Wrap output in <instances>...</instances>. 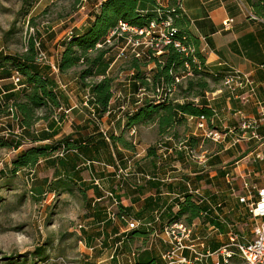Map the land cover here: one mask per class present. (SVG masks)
I'll list each match as a JSON object with an SVG mask.
<instances>
[{
	"label": "trees",
	"instance_id": "16d2710c",
	"mask_svg": "<svg viewBox=\"0 0 264 264\" xmlns=\"http://www.w3.org/2000/svg\"><path fill=\"white\" fill-rule=\"evenodd\" d=\"M69 1L71 13H77L90 5L93 8L87 14L86 24L74 27L58 42L57 47L61 50L55 53L58 57L54 66L60 75L78 70L76 84L82 96L85 95L84 109L89 118L82 124L74 125L69 134L55 138L60 133L61 122L67 117L63 111L65 94L59 89L49 61L53 55L48 54L42 33L40 36L37 32L29 36L22 52L8 54L3 49L0 50V148L14 152L7 166L10 176L14 177L22 172L27 180L29 178L30 193L40 198L43 195H65L86 201L87 194L91 191L96 198L88 201V210L92 211L89 215L97 216L98 221H103L106 227L101 229L99 225H92L82 231V239L92 250L97 247L96 242L100 243L99 247L107 246V240H97L103 235V231L115 232L110 223L113 219L107 213L111 207L115 209L114 217L122 222L124 219L140 221L136 228L113 239L115 244L121 242L120 247L126 251L137 240L145 244L150 235L163 231L166 225L181 222L191 226L198 218L209 222L224 234L228 233L230 226V231L242 239L252 238L254 229L248 228V225H252L248 219L249 213L239 214L236 208L226 213L220 206L225 201V196L207 190L202 192L200 188L192 187L194 183L212 184L220 190L229 184L227 178L231 176L230 164L215 168L216 175L212 178H205L204 175L208 172L202 170L195 171L193 176L183 175L189 188H186L183 181L173 185V182L160 177L173 169V160L193 170L197 165L206 169L222 163L218 154L202 162L190 157L184 149L187 147L198 154L199 145L210 142L202 136L187 135L188 118L203 115L210 121L213 107L206 101L205 93L211 92L212 83H222L232 68L220 64L215 69L206 64L205 56L200 50V39L190 32L189 21L183 14V0H166L165 4L158 0ZM246 1L250 5L252 16L264 22V0ZM34 2L36 1L23 0L20 13L24 17L30 15ZM48 10L49 8L44 9L42 14H47ZM63 16L65 15H60ZM152 19L171 21V43L162 45L160 49L144 50L141 57L126 55V69L132 71V95L128 100L120 96L115 98L122 85L109 72L114 61L110 56L112 48L107 45L97 47V44L118 27L120 22L142 28ZM33 21V18L28 17L29 23L33 24ZM13 32L14 29L10 33ZM46 34L47 40L52 41L54 33L49 30ZM176 42L180 47L175 45ZM182 47L192 51L185 53L181 50ZM39 51L46 54L47 61L37 60ZM158 51L161 52L157 53ZM186 64H189L192 75L176 83L175 77L182 75ZM15 71L21 76L18 85L11 81ZM156 87L163 88L161 97L138 99L135 96L141 89L152 92ZM125 102L129 106L122 110ZM40 122L45 124L43 128H37ZM104 123L110 126L105 131L101 130ZM214 125L215 123L210 124L212 128ZM149 126L154 127L158 144L147 148V162L140 165L135 158L138 149L129 134L133 128L138 130ZM240 130L236 125L231 134L242 136L245 132ZM247 135H251V132ZM179 144L182 147L177 148L176 145ZM162 147L174 149L172 153L158 151ZM217 148L220 149V146L217 145ZM172 157L173 160H170ZM96 163L106 169L113 168L107 176L112 177L115 186L106 189L101 183L98 186L93 180H83L85 166L93 167ZM39 168H42L44 176H41ZM120 170L126 171L121 173ZM150 186L155 189V196L146 197L142 210L136 213L123 206L117 195L118 190H128L140 195ZM164 190H174L177 195L167 202L161 197ZM103 200L110 202L100 205ZM239 225L246 229L242 227L240 230ZM200 239L207 240L204 236ZM45 244L50 247L47 241ZM226 244L228 240L222 243L209 240L207 249L216 252L219 264H246L233 247H230L231 256L224 261L219 251ZM36 254L40 260L50 257L44 247L33 252L34 256ZM161 257L153 249L145 248L139 251L132 264H168Z\"/></svg>",
	"mask_w": 264,
	"mask_h": 264
},
{
	"label": "crops",
	"instance_id": "0c3cea01",
	"mask_svg": "<svg viewBox=\"0 0 264 264\" xmlns=\"http://www.w3.org/2000/svg\"><path fill=\"white\" fill-rule=\"evenodd\" d=\"M244 2L250 9L249 3L246 0ZM182 11L189 21L190 32L200 39V50L205 56L206 64L210 68L215 69L220 64H223L224 66L248 74L253 82V91H249L246 86L244 88H237L235 92H230L222 86V83H212L211 92H206L209 93L205 95L206 101L213 107L212 118L213 124L215 123L214 127H218L217 129L224 132L228 129V132H226L227 138L219 143L207 139L210 142L206 145L201 143L198 147V154L201 155L200 161L202 162L218 154L222 163L215 164V167L208 166L206 169L197 165L193 170L190 167L181 166L172 157L170 160L174 162L173 169L166 171L160 177L173 182V185H175L182 181L185 182L182 178L183 175L193 176L195 175V171L200 172L202 170L208 172L205 173V178H212L216 175L215 168L219 165L223 168L226 164H230L231 176L227 178L229 184L224 185L220 190H217L212 184L192 183L193 186H191L200 188L202 192L207 190L210 193L217 192V194L225 196V201L223 200L224 202L220 203L224 212L227 213L236 208L237 213L247 214L249 213L248 209L244 203L239 202V197L254 198L257 195V190L264 187V22L261 19L252 18V16L243 13L235 0H183ZM59 51L57 50V53ZM57 57L58 54L55 57L53 55L49 58L51 65L55 64ZM77 71H70L64 75H60L58 71H54L59 89L65 94L63 108L71 109L67 117L61 122L59 126L60 133L55 138L69 134L73 131L74 125L82 124L89 118L84 109L85 95L82 96V92L77 88ZM131 75L132 71L128 70L126 80L116 79V81L121 83L122 88L117 91L115 98L118 96L125 97L126 100L130 98L132 95L130 91ZM135 96L138 99L143 97L151 98L149 94L141 92V90ZM125 103L122 106V110L129 106L127 102ZM251 120H256L258 123L255 129L243 130L245 133L242 136L231 134L234 126L237 125L241 129L244 121ZM65 123H67V127L64 129L62 124ZM44 126L43 122L37 124V128H43ZM109 128L110 126L106 123L101 125V130L103 131ZM147 128L153 129L154 134H156L153 126ZM188 128L187 135L195 136L194 123L189 118ZM140 129L136 130V133ZM248 132H255L262 139L252 138L250 135H247ZM135 136L132 137V141ZM155 137L157 139V134ZM134 145L138 149L137 145ZM217 145L220 146V149L217 148ZM148 147L142 149L141 153L139 152L140 149L137 150L135 158L140 162V165H144L147 162L145 155ZM121 151L124 152L122 149ZM112 169L111 167L107 169L103 168V166H99L97 163L93 167L87 165L83 172V180L87 182L98 180L99 183L103 184L104 188H111L115 186L114 181L107 174ZM185 185L186 188L190 187L189 183L185 182ZM175 192L174 190H164L161 193V197L169 202L177 195ZM155 193V189L151 188V186L144 189L140 195L128 190L117 191L118 197L122 200V205L130 208L132 213L142 210L144 199L155 196ZM93 198L95 199L96 196L91 191L88 192L86 201L79 198L82 201L84 212L83 221L79 222L83 225L79 230L80 232L87 230L92 225H99L101 229L106 228L103 221H98L97 216L89 215L92 211L88 210V201ZM108 202L110 201L103 200L100 205H106ZM248 219L252 222L251 227L253 228L254 220L251 214L248 216ZM127 220L124 219L123 222L119 218L112 220L110 222L111 226L117 233L111 230H108L107 233L103 231V235L97 240H107V242L113 243L116 248L121 242L115 244L113 239L119 234L130 231L127 228ZM142 222L145 223L147 220H143ZM191 227H193L194 236H204L207 238V248L209 240H215L217 243L228 240L227 234L220 232L218 228H214L209 222H203L200 218L196 219ZM168 240V236L163 231L150 235L145 244L141 240H137L140 243L141 249H132V246H130V250L127 251V254H129L127 255V261L129 264H132L139 251L145 248L153 249L160 256L162 252L170 247ZM99 245L100 243L98 242V245L95 246ZM88 250L91 251L92 249L88 248ZM185 254L188 255V252ZM217 261H219V257L216 254L205 259V264H216Z\"/></svg>",
	"mask_w": 264,
	"mask_h": 264
},
{
	"label": "rangeland",
	"instance_id": "374dc122",
	"mask_svg": "<svg viewBox=\"0 0 264 264\" xmlns=\"http://www.w3.org/2000/svg\"><path fill=\"white\" fill-rule=\"evenodd\" d=\"M35 1L28 16L34 19L32 24L28 22V17L20 13L23 0H0V50L8 54L22 52L27 38L37 32L39 36L43 34L42 40H45L48 54L55 55L57 50H61L57 47L58 42L74 27L86 24L87 14L93 8L90 5L71 13L69 0ZM48 8V13L42 14ZM13 29L14 32L10 33ZM49 30L54 33L52 41L47 40L46 32ZM124 45L118 39L109 45L112 48L110 56L114 59L109 72L120 80H126L128 72L126 54H130V50ZM62 127L65 129L67 123ZM155 135L153 129L147 127L137 131L133 141L140 153L142 149L158 144ZM13 154L12 150L0 148V264H129V254L121 245L115 248L113 243L108 242L106 247L100 246L102 249L97 246L94 250H88L82 232L74 228L83 221L84 216L79 197H35L30 193L29 178L27 180L22 172L11 177L7 166ZM39 172L44 176L42 168H39ZM242 227L239 225L238 228ZM248 228H251V224ZM200 238L194 242L199 250H203L207 248V240ZM46 241L50 247L46 246ZM95 244L98 245V242ZM41 247L50 256L46 260H40L38 254L33 255ZM137 247L141 248L138 241L132 245V249Z\"/></svg>",
	"mask_w": 264,
	"mask_h": 264
},
{
	"label": "built area",
	"instance_id": "2783aa9c",
	"mask_svg": "<svg viewBox=\"0 0 264 264\" xmlns=\"http://www.w3.org/2000/svg\"><path fill=\"white\" fill-rule=\"evenodd\" d=\"M160 3L165 4L166 0H158ZM238 4V7L241 11L248 16H252L251 10L246 5L244 0H235ZM254 16H252L253 18ZM172 28L171 21L169 19H152L149 21L147 26L142 28L129 26L125 23L120 22L119 26L110 31L107 36L103 39V41L97 44V47H102L104 45L109 46L113 40H122L125 46L129 47L130 55H134L136 57H141L144 54V50L147 49H160L162 45H168L171 43L172 37ZM176 46L180 47L179 43H175ZM182 51L187 53L190 48L186 49L185 47L181 48ZM158 51L157 53H160ZM37 55L38 61H47V56L43 51H39ZM128 55V54H126ZM196 62V60H194ZM53 71H57L56 67L52 64ZM192 75L189 64L185 65V70L182 71L181 76H176V83H180L185 80L187 77ZM11 81L18 85L21 81L20 74L15 71L11 77ZM252 79L248 74L242 73L234 68L232 71L225 76L222 81V86L228 89L230 92H235L237 88L248 87L249 91H253ZM175 85H173V89ZM156 90L149 92L145 89H141V92H146L150 95V97H161L163 95V88L156 87ZM209 93H206L208 95ZM62 109V108H60ZM64 113L67 115L70 111V108L63 109ZM189 120H192L194 123L195 136H202L203 139H209L213 142L219 143L225 138H227V133L219 130L215 127H211L210 124L213 123V118L210 121L203 115L198 117H189ZM256 120L244 121L241 125V130L247 129H255L257 126ZM136 134V129L133 128L130 132V136L134 137ZM250 137L256 139H262L257 135V133L252 132ZM264 139V136H263ZM134 143V141H133ZM177 148L182 147L181 144L176 145ZM176 148V147H175ZM173 149L162 147L160 148V152L164 153H172ZM187 154L190 157L198 158L201 160V156L195 153V150H190L187 147H184ZM260 157V156H259ZM126 170H120L121 173H124ZM95 184L100 186L98 180L94 181ZM112 196L111 194H109ZM239 202L244 203L248 209V212L251 214V217L254 220L253 223V236L250 239H242L232 231L227 233L228 244L224 245L220 249L221 257L224 261H227L228 257L231 256L232 251L230 247L236 249L240 257L245 261L246 264H264V187L257 190V195L254 198L247 199L245 196L239 197ZM108 217L111 219H116L114 217L113 210L109 208L107 210ZM127 228L128 230L134 229L138 226V222L135 220H127ZM83 227L81 223H77V226L74 228L80 230ZM193 227L187 226L181 222H173L171 224L166 225L163 228V232L168 236V243L170 247L161 253L162 260L167 262L168 264L173 263H189L193 262L203 263L205 259L211 257L212 255H216V252H211L207 248L203 250H199L194 240L199 241V237L194 236ZM188 252V255L185 253ZM134 255V254H132ZM219 264V261L216 262Z\"/></svg>",
	"mask_w": 264,
	"mask_h": 264
}]
</instances>
